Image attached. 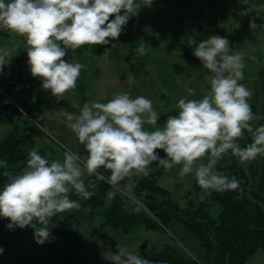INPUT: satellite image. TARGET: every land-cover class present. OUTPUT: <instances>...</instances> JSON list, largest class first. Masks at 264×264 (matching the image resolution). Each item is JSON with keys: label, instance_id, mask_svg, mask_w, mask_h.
<instances>
[{"label": "clouds", "instance_id": "obj_1", "mask_svg": "<svg viewBox=\"0 0 264 264\" xmlns=\"http://www.w3.org/2000/svg\"><path fill=\"white\" fill-rule=\"evenodd\" d=\"M152 0H0V25L23 38L28 67L41 79L42 89L62 99L77 87L85 65L65 59L68 50L84 45H109L118 40L129 19L138 16ZM114 17V19H109ZM251 30L264 35V23L250 19ZM115 47V44H111ZM140 54L144 49L138 48ZM208 71L209 89L199 98H179L176 114L159 124L154 102L143 95L115 94L106 102L74 103L76 112L64 115L67 126L83 145L86 155L65 151L62 158L49 160L38 149L27 154L18 173L6 172L0 190V217L9 229H34L37 244L50 242L53 217L83 207L95 193L92 179H104L114 188L126 179L148 177L152 166L194 178L202 196L241 191L240 181L218 170L231 155L240 162L264 156V117L252 111V90L244 80V56L233 52L230 41L218 34L199 42L192 53ZM8 48H0V72L9 61ZM189 96H195L189 88ZM249 134L251 142L241 146ZM161 151L164 155H161ZM7 162L0 160V168ZM103 169L109 175L104 176ZM109 197L115 192H109ZM239 198V197H237ZM88 211V209H84ZM3 249L0 248V253ZM110 264H153V261L120 246Z\"/></svg>", "mask_w": 264, "mask_h": 264}, {"label": "rangeland", "instance_id": "obj_2", "mask_svg": "<svg viewBox=\"0 0 264 264\" xmlns=\"http://www.w3.org/2000/svg\"><path fill=\"white\" fill-rule=\"evenodd\" d=\"M238 5L239 0H186L185 3L180 0H152L150 6L140 8L138 16L129 19L118 40L111 41L115 47L111 44L107 47L84 45L75 51L68 50L65 59L82 63L85 67L78 77L76 89L65 93L62 99L53 96L50 90L42 89V81L38 77L36 84H24L22 76L32 74L27 52L21 48L23 38L0 25V48L10 50L9 62L0 72V101L11 98L23 104L29 118L27 122L21 118L19 123L24 134L35 138L33 149L45 148L50 160L62 158L63 153L69 150L84 156L64 115L76 112L72 107L74 103L106 102L117 93L128 92L132 97L143 95L151 99L155 110L163 114L176 109L181 97L199 98L209 89V73L192 54L193 49L210 35L218 34L230 41L233 52L243 54L245 68L241 83L252 90L249 102L253 104L258 98V71L264 67V35L259 29L251 30L249 21L255 18L257 25L264 23V1L243 24L237 17ZM141 47L143 54L137 51ZM131 54L149 60L146 70L138 76L133 74L127 60ZM176 63L184 66L183 71L176 72ZM189 88L194 90L195 96H189ZM10 128L11 125L0 122V138ZM242 138L241 144L247 139V133ZM160 154L164 155L163 152ZM228 157L225 156L219 164L230 160ZM263 161L264 156L257 157L258 163ZM160 169L163 174L159 184L170 189L182 206L186 205L189 197L196 196L193 177L182 179L178 174L179 167ZM221 173L228 175L229 170ZM126 181L120 185L131 192L134 177ZM189 191L192 192L187 196ZM220 208L216 202L210 211L217 216ZM101 220L102 216L98 215L92 225L74 226L65 236L51 229L50 242L42 245L35 242L32 227L9 229L6 227L10 223L8 221L4 240L0 242L3 249L0 257H3V264H19L25 255L32 264H110L111 254L120 246L145 257L152 245L170 244L184 255L196 257L202 264H210L197 236L177 218L165 229H148L139 225L131 233L117 231L110 235L114 243L98 234ZM245 264H264V248Z\"/></svg>", "mask_w": 264, "mask_h": 264}, {"label": "trees", "instance_id": "obj_3", "mask_svg": "<svg viewBox=\"0 0 264 264\" xmlns=\"http://www.w3.org/2000/svg\"><path fill=\"white\" fill-rule=\"evenodd\" d=\"M263 1L239 0L237 17L242 24ZM127 60L136 76L146 70L149 61L144 56L134 54L127 56ZM183 69L182 64L176 63V72ZM22 80L28 86L37 83V78L30 75H23ZM256 84L259 88L258 98L256 105L253 103L251 107L254 113L264 117V67L258 71ZM173 114H176V109L160 114L159 123L163 124L167 116ZM21 118L26 122L29 118L22 103L11 98L0 101V122L11 125L0 138V160L7 162L6 167L0 168V190L7 183L5 173L21 171L28 152L36 146L35 138L22 132L19 123ZM261 123H264V119L257 122ZM250 142L251 137L247 134V139L241 145L245 146ZM79 148L80 152L86 155L83 145L79 144ZM38 150L42 156L49 159L45 148ZM228 158L230 160L224 164H218V170L221 172L228 169L227 176H235L240 181L242 192H213L201 198L202 191L195 182L196 196L189 197L186 205L182 206L179 200L172 196L170 189L159 184L163 174L160 168L152 167L153 171L148 177H134L131 192L123 185L114 188L106 180L93 177L96 184L93 189L95 194L88 200L73 194L71 198L80 200L82 209L53 217L50 227L58 235L65 236L72 227L92 225L96 217L101 215L102 220L98 224L97 232L106 240H110V243H114L115 240L110 235L117 231L131 233L139 225L148 229H165L177 218L197 236L210 264H245L259 249L264 248V161L258 163L256 158L251 162L242 163L230 154ZM100 171L104 176L109 175L103 169ZM109 192H115V195L109 197ZM191 192L189 191L187 196H190ZM216 202L221 208L217 216H214L210 210ZM85 208L88 211H84ZM8 221L0 217V242L4 240V228ZM145 258L153 261V264H202L196 257L186 256L170 244L152 245ZM2 259L3 257H0V264H3ZM19 264L32 263L25 255Z\"/></svg>", "mask_w": 264, "mask_h": 264}]
</instances>
